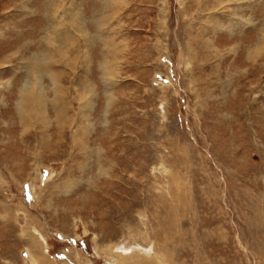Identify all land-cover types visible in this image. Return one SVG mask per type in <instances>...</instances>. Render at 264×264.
<instances>
[{"label":"rangeland","instance_id":"obj_1","mask_svg":"<svg viewBox=\"0 0 264 264\" xmlns=\"http://www.w3.org/2000/svg\"><path fill=\"white\" fill-rule=\"evenodd\" d=\"M0 264H264V0H0Z\"/></svg>","mask_w":264,"mask_h":264}]
</instances>
